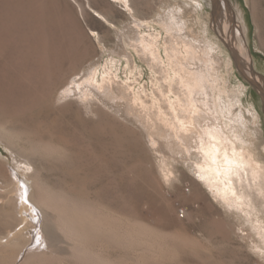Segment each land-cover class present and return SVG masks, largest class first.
I'll return each instance as SVG.
<instances>
[{
	"label": "rangeland",
	"instance_id": "rangeland-1",
	"mask_svg": "<svg viewBox=\"0 0 264 264\" xmlns=\"http://www.w3.org/2000/svg\"><path fill=\"white\" fill-rule=\"evenodd\" d=\"M113 1L0 0V46L19 41L13 30L17 14L22 15L23 25L30 30L22 42L36 39L42 46L32 60L30 56L11 60L0 47V123L21 134L15 139L16 147L32 160L40 179L51 190L64 192L104 216H114L119 224L134 230L149 227L145 230L151 245L147 252L143 253L139 245L126 250L103 244V256L112 257L114 264L124 260L130 264H264L250 242L238 236L236 217L224 213L212 193L194 183L195 177L185 164L180 161L175 166L169 160L170 167H177L175 178L171 185L164 184L159 172L163 158L160 161L161 155L149 144L141 126L123 108L113 105V109L99 102L87 109L78 102V93L64 100L59 97L73 71L87 74L99 65L104 70L111 62L122 80L138 79L136 90L145 85L152 92L151 68L126 44L134 31L133 16L124 11L122 4H111ZM130 1L135 17L140 22H151L152 31L162 33V41L167 32L161 22L167 14L175 13L182 24L196 20L198 33L219 59L221 88L239 99L235 105L239 113L244 111L249 116L250 110L260 116L255 125L264 130V0ZM224 11L236 15L237 31L245 34L247 30V50L253 59L250 71H244L233 43L218 30L219 24L224 26ZM143 28V34L150 32L146 26ZM129 60L138 68L136 77L130 74ZM112 124L115 128L110 127ZM42 141L55 150L30 152ZM262 141L264 144V136ZM0 149L7 159L9 151L1 144ZM9 169L14 171L13 163ZM4 184L0 175V195ZM16 221L11 205L0 206L1 238L15 232ZM26 240L27 236L18 238L16 247L21 248ZM256 240L261 243L259 238ZM1 247L0 264H9ZM40 250L47 251L45 242ZM24 252L17 264L23 263ZM28 261L25 264H75L50 257Z\"/></svg>",
	"mask_w": 264,
	"mask_h": 264
},
{
	"label": "bare ground",
	"instance_id": "bare-ground-1",
	"mask_svg": "<svg viewBox=\"0 0 264 264\" xmlns=\"http://www.w3.org/2000/svg\"><path fill=\"white\" fill-rule=\"evenodd\" d=\"M114 3L122 4L124 11L133 16L134 31L126 44L151 68L152 92L145 85L136 90L138 79L122 80L111 62L104 70L99 65L90 67L87 74L73 71L59 97L64 100L78 93V102L87 109L99 102L112 105V108L113 105L123 108L120 110L141 126L149 144L161 155L160 161L163 158L159 172L164 184L171 185L175 178L177 167H170L169 160L175 166L181 161L195 177L194 183L209 190L224 213L236 217L238 236L248 240L255 254L264 259V130L255 125L258 123L255 119L260 116L250 110L249 116L244 111L239 113L235 108L239 99L235 100L227 89L221 88L219 59L198 33L196 20L193 19L192 24H182L175 13L167 14L161 22L167 32L162 41V33L153 32L151 22H140L135 17L130 0H115L111 4ZM214 4L221 11L219 4ZM98 16L102 14L98 13ZM224 16V26L219 24L218 30L233 43L244 71H250L253 59L247 50V30L244 29L245 34L236 30V15L224 11ZM15 22L13 30L19 41L2 44L1 52L9 55L11 60L25 56L32 60L31 56L40 54L42 46L36 39L22 42L30 30L23 25L22 15L17 14ZM144 26L150 32L143 34ZM42 61L39 63L44 67ZM128 63L131 76L136 77L138 68L131 66V60ZM2 68L0 65V72ZM20 135L0 123V144L9 151L8 161L0 149V175L6 184L0 195V206L11 205L18 221L14 233L0 237L6 262L17 264L26 249L22 264L34 257L65 258L75 264H114L112 257L103 256V244L126 250L139 245L143 253L151 249L145 232L149 227H144L143 231L134 230L119 224L114 216H104L87 204L72 200L63 191L51 190L40 179L32 160L16 147L15 139ZM52 150H55L53 145L44 141L30 148L32 153H50ZM11 163L14 164L13 172L9 169ZM25 236L26 243L21 248L16 247L18 238ZM44 242L47 251L40 250Z\"/></svg>",
	"mask_w": 264,
	"mask_h": 264
},
{
	"label": "snow or ice",
	"instance_id": "snow-or-ice-1",
	"mask_svg": "<svg viewBox=\"0 0 264 264\" xmlns=\"http://www.w3.org/2000/svg\"><path fill=\"white\" fill-rule=\"evenodd\" d=\"M28 201H27V199H25V203H27Z\"/></svg>",
	"mask_w": 264,
	"mask_h": 264
}]
</instances>
